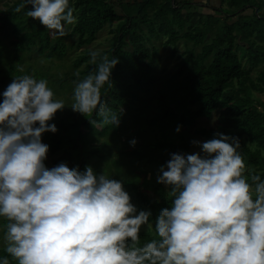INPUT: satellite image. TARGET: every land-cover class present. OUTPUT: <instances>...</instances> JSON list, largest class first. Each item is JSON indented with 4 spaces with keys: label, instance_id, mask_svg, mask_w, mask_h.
I'll return each instance as SVG.
<instances>
[{
    "label": "clouds",
    "instance_id": "9594fccd",
    "mask_svg": "<svg viewBox=\"0 0 264 264\" xmlns=\"http://www.w3.org/2000/svg\"><path fill=\"white\" fill-rule=\"evenodd\" d=\"M14 11L53 37L69 35L78 22L70 0H21ZM89 57L95 68L82 78L76 73L70 108L100 117L91 121L99 127L118 126L102 90L112 87L119 59L98 50ZM2 96L0 218L8 255L0 264H264V179L246 165L239 137L216 133L192 141L201 152L171 154L157 177L170 188L171 207L153 222L152 212L138 211L122 182L107 174L45 166L42 135L57 132L48 122L66 107L46 79L15 77ZM144 226L154 238L140 244Z\"/></svg>",
    "mask_w": 264,
    "mask_h": 264
},
{
    "label": "trees",
    "instance_id": "16d2710c",
    "mask_svg": "<svg viewBox=\"0 0 264 264\" xmlns=\"http://www.w3.org/2000/svg\"><path fill=\"white\" fill-rule=\"evenodd\" d=\"M218 1V6L208 3L212 12L203 13L199 10L200 4L193 0H70L78 22L68 26L69 35L53 37L38 20L26 17L23 11H14L21 0H0L6 7L0 14V31L8 32L15 52L14 57L10 54L9 58V50L0 44V84L7 78L12 80V75H23L13 61L20 58V53L33 51L46 59L62 57L68 46L87 47L105 26L116 24L110 30L113 34L110 48L101 53L109 58L118 57L119 63L112 69V87L102 90V98L118 114L119 125H106L98 132L97 124L91 121L99 123L100 117L76 113L66 126L64 121L59 123L63 125L59 127L62 130L42 135V142L49 146L45 161L52 160L55 166L65 163L70 169L78 167L83 172L90 157L97 156L107 145L106 141L104 146L95 147L96 134L115 135L120 131V137L126 141L125 131L137 128L133 123L137 115L128 110L129 106L132 103L137 107L141 99L152 98L160 102L159 119L153 124L149 122V128L145 120V126L139 124L137 134L142 142L135 148L131 146L132 140L123 145L126 149L132 148L127 152L130 162L138 165L148 161L150 168H156L160 175L156 164L163 159L169 161L173 153L192 154L184 138L186 132L199 119L216 114L215 128L199 126L195 132L206 140L216 138V133L239 137V151L246 165L264 179V101L258 98V95L264 96V0ZM68 38L72 39L69 45L65 42ZM180 40L191 47L185 49L183 58L175 65L176 71L171 74L174 80L169 85L171 98L161 93V89L156 97L153 93L156 80L166 71L165 68L158 70L161 57L156 43L170 48L169 56L175 58ZM91 50L84 49L73 60L74 68L84 66L79 71L81 78L95 68L89 63ZM71 78L78 79L76 74ZM62 79L63 85L66 78ZM185 101L188 107L180 105ZM156 123L161 125L157 138L155 130L151 133ZM167 131H175L176 135L168 138ZM175 137L182 141L175 143ZM90 143L93 145L89 146ZM160 147L166 149L161 159L156 154ZM143 180V184L129 185L130 190L126 192L138 210L152 212L154 222L162 208L171 207L170 188L155 183V178L150 181L144 176ZM151 187L155 188L156 198L144 192ZM139 237V243L143 244L154 238V230H143ZM7 255L2 248L0 257Z\"/></svg>",
    "mask_w": 264,
    "mask_h": 264
},
{
    "label": "rangeland",
    "instance_id": "374dc122",
    "mask_svg": "<svg viewBox=\"0 0 264 264\" xmlns=\"http://www.w3.org/2000/svg\"><path fill=\"white\" fill-rule=\"evenodd\" d=\"M195 4H200L199 10L203 13H210L212 10L209 5L218 6L219 1L218 0H193ZM202 4V5H201ZM6 7L5 5L0 2V14L1 11L4 10ZM117 10H120L119 7H116ZM116 27V24L113 26H105L102 30H100L97 33L96 40L92 42L87 47H83L81 49L77 48H70L68 46L66 55L62 57L54 56L52 59H46L44 56L38 55L37 52H24L20 53V58H15L13 61H15V66L18 69H23V71H20L23 73V75H31L34 76L36 79H46L48 81L49 87L53 90L55 96V99L63 100L65 103V108L62 110L57 111V113L54 115L53 119L50 120L48 123L55 124L57 130H62V124H59L61 121H64L63 124L66 126L70 122H68L69 119L72 118V116L78 112H73L71 110V105L74 102L73 101V88H74V81L71 76L79 72L80 70L84 69V66H80L79 68H74L73 66V60L77 55H79L84 49H92V50H98V51H104L108 50L110 48L111 40H112V33L110 32L111 29H114ZM72 39L68 38L65 40V42L69 45L71 43ZM159 43H162L161 41ZM0 44L2 47L7 48L9 50V58L10 54L11 57H14L13 55L15 52L13 51L12 45L10 43V37L7 31H0ZM157 46H159L158 55L161 57V59L158 62V70L161 71L162 68H165V73L161 76V78H158L156 80L157 87L154 89L153 93H155V96L160 95L158 93V90L161 89L164 95L166 97L171 98V88L170 84L174 83L173 76L171 74L175 72V65L176 63L183 58L185 49L190 48V44H185L182 40L178 42V53L175 58H171L169 56L170 48H166L162 45H159L158 42L156 43ZM3 56V55H2ZM66 78V82L61 84L60 80H63L62 78ZM12 78H15L14 75H12ZM71 78V79H70ZM13 80V79H12ZM10 78H7L2 84H0V103H2L3 96L2 93L6 90L7 86L12 82ZM168 81V82H166ZM172 87V86H171ZM258 98L262 101H264L263 95H258ZM140 99V98H138ZM138 99H135L134 102H137ZM144 100V101H142ZM179 102V101H178ZM160 102L154 101L152 98L148 101L145 99H141L138 104V106H129V109L134 115H137L135 120H133V123L137 125V128L135 130H126L125 138H121L122 135L120 131H118V134L115 135H109L103 134V136H100L101 134H96L97 137H95L94 146H104V143L106 142V146L102 147L100 149L99 154L91 156L89 162L87 164H84V167H91L95 173L107 174L111 179L118 180L122 182L123 188L126 191L130 190L129 185L133 184H143L144 182V176L146 179H149L150 181L155 178V183H157V177L159 176V173L156 171V168H150L149 162L145 161L144 163H132L130 162V157H127V152L129 149H126L123 147V145H126V142H129L130 140H135L136 145H139L142 142V137L140 134H137V131H139L138 126L140 123H143L144 120L146 121L145 124H147V127L149 128L150 123H154L155 120H158V114L160 111H158V107L160 108ZM256 104V103H255ZM181 106L188 107V101L183 102L180 104ZM140 106V107H139ZM125 108V106H124ZM181 109V108H180ZM217 115L212 114L210 118L203 117L196 122L191 129H189L188 132L185 134V141L188 145L190 153H197L201 152V149L198 146H194L192 144V141H198L199 143L206 142V140L203 136L195 132V128L202 126L205 128H215L217 123ZM144 124V123H143ZM144 124V126H145ZM64 126V127H65ZM124 125H121L123 127ZM141 126V125H140ZM90 128V127H89ZM140 128V127H139ZM153 131L156 133L155 138H157V133L161 129V125L156 123L153 125ZM83 129V127H82ZM102 127L97 126L98 132H100ZM168 130L170 128H167ZM176 131V130H175ZM173 131H167L168 138H173L176 135V132ZM173 132V133H172ZM115 138V139H114ZM121 138V139H119ZM152 139V138H151ZM154 140V139H152ZM182 139L180 137H175L174 142L180 143ZM131 142V141H130ZM124 143V144H123ZM129 144V143H128ZM127 146H130L128 145ZM93 145L92 143L89 144V146ZM134 146V148H135ZM133 147V146H132ZM132 148L130 149V151ZM156 154L159 155V158H164L166 155V149L164 147H160L159 150L156 151ZM168 161L162 160L158 164H156V167L159 169L162 166H166V163ZM45 166L49 169L55 167V164H53L52 160L45 161ZM147 168V169H146ZM147 170V172H145ZM144 172L146 174H144ZM163 185V184H161ZM165 189H168V186L163 185ZM148 191H144L146 194H148L151 198H156L157 195L155 193V188L151 187L147 189ZM131 193V192H129ZM135 201H131L133 205ZM136 207V206H135ZM137 208V207H136ZM138 210V208H137ZM139 211V210H138ZM5 220L3 218H0V250L5 247V241H4V232H5ZM147 227L144 226L141 228V231L146 230ZM140 231V232H141Z\"/></svg>",
    "mask_w": 264,
    "mask_h": 264
}]
</instances>
